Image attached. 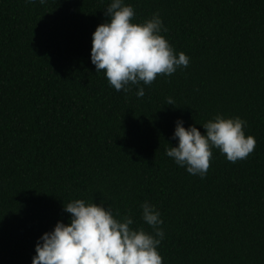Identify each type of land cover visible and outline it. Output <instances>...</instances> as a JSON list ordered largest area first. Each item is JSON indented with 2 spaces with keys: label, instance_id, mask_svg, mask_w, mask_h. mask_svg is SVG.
I'll return each mask as SVG.
<instances>
[{
  "label": "trees",
  "instance_id": "obj_1",
  "mask_svg": "<svg viewBox=\"0 0 264 264\" xmlns=\"http://www.w3.org/2000/svg\"><path fill=\"white\" fill-rule=\"evenodd\" d=\"M110 2L0 0V264H32L75 199L147 232L140 205H155L163 264H264V0H124L191 58L127 93L91 63ZM217 114L246 120L256 146L236 163L214 149L202 179L165 150L178 119L204 134Z\"/></svg>",
  "mask_w": 264,
  "mask_h": 264
},
{
  "label": "clouds",
  "instance_id": "obj_2",
  "mask_svg": "<svg viewBox=\"0 0 264 264\" xmlns=\"http://www.w3.org/2000/svg\"><path fill=\"white\" fill-rule=\"evenodd\" d=\"M106 15L109 21L97 26L92 34L91 63L96 72H104L115 90L127 93L131 85L150 86L158 76L170 77L189 66L191 58L183 52L177 54L162 35L167 28L158 12L143 23H133V6L124 0H111ZM136 95L142 98L144 87H138ZM167 102L174 103L170 97ZM183 125V120L176 121L173 139L177 146L165 152L191 175L202 179L207 175L214 149L231 163L245 160L254 152L256 140L246 136L248 122L239 116L217 114L202 125L204 134L195 125ZM140 207L141 218L151 232L133 228L131 216L118 219L110 206L106 209L102 204L72 200L64 206L71 215L70 223L58 221L52 231L38 238L32 264H163L159 252L165 235L161 213L148 201Z\"/></svg>",
  "mask_w": 264,
  "mask_h": 264
}]
</instances>
